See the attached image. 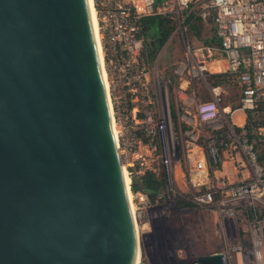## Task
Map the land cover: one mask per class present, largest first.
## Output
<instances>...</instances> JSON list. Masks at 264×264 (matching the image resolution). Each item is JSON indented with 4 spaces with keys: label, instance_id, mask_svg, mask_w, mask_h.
<instances>
[{
    "label": "water",
    "instance_id": "obj_1",
    "mask_svg": "<svg viewBox=\"0 0 264 264\" xmlns=\"http://www.w3.org/2000/svg\"><path fill=\"white\" fill-rule=\"evenodd\" d=\"M103 71L88 0H0V264H138Z\"/></svg>",
    "mask_w": 264,
    "mask_h": 264
},
{
    "label": "built area",
    "instance_id": "obj_2",
    "mask_svg": "<svg viewBox=\"0 0 264 264\" xmlns=\"http://www.w3.org/2000/svg\"><path fill=\"white\" fill-rule=\"evenodd\" d=\"M92 5L120 160L135 189L130 203L137 231L151 232L170 207L179 161L186 187L178 185V194L224 217L240 216L247 233L235 258L264 264V0H92ZM150 16L168 18L174 26L168 39L183 43L184 60L173 69V79L158 67L162 58L146 54L143 19ZM196 22L208 31L201 38L215 39L216 45L193 43L189 29ZM198 87L207 100H198ZM236 87L235 103H226ZM236 110L244 112L242 125L232 121ZM229 166L235 181L224 172ZM146 172L162 180L153 200L134 180L142 184Z\"/></svg>",
    "mask_w": 264,
    "mask_h": 264
},
{
    "label": "rangeland",
    "instance_id": "obj_3",
    "mask_svg": "<svg viewBox=\"0 0 264 264\" xmlns=\"http://www.w3.org/2000/svg\"><path fill=\"white\" fill-rule=\"evenodd\" d=\"M203 29L200 28L201 32L207 34L208 31ZM192 41L194 44H200L195 39ZM149 42L147 47L150 45ZM146 54L148 55V52ZM158 57L162 58L158 67L164 71L167 77L173 79V69L180 61L184 60L182 41L176 38L168 39L161 48L156 50L155 56H149L150 60H156ZM106 78L108 95L111 100L107 74ZM175 83L178 84V80H175ZM201 90V87L197 88L198 92ZM168 91L172 108L175 102L174 91L170 87ZM172 122L175 138L178 140V122L177 120ZM226 170L230 181H235L238 178L232 166L227 167ZM176 175L178 179V168H176ZM179 183L177 180L176 194L169 202L170 207L167 211L159 214L156 210L159 215L152 231L149 233L138 231L139 264H195L197 256L213 252L225 254L224 264H241L235 258V253L238 251V246L242 245L243 237L247 233L242 222L243 219L237 215L234 218L224 217L214 209L199 206L186 197L184 198L178 194V185L180 189H184L182 182Z\"/></svg>",
    "mask_w": 264,
    "mask_h": 264
},
{
    "label": "trees",
    "instance_id": "obj_4",
    "mask_svg": "<svg viewBox=\"0 0 264 264\" xmlns=\"http://www.w3.org/2000/svg\"><path fill=\"white\" fill-rule=\"evenodd\" d=\"M201 27L203 28V24L200 22L191 24L189 29L190 36L195 40H202L204 44L216 45L217 41L215 39L201 38ZM173 28L174 26L171 21L165 17L150 16L143 19V32L146 38V51L150 57L155 56L156 50L165 44V42L170 37ZM148 42L150 43L149 47H147ZM173 113L174 112L172 110V116L174 117ZM260 159H264V156L260 157ZM142 182L143 189L145 192H147L150 199L153 200L156 192L162 186V180L157 179L151 172H146L144 176H142ZM132 190L134 191L135 189L132 187Z\"/></svg>",
    "mask_w": 264,
    "mask_h": 264
},
{
    "label": "crops",
    "instance_id": "obj_5",
    "mask_svg": "<svg viewBox=\"0 0 264 264\" xmlns=\"http://www.w3.org/2000/svg\"><path fill=\"white\" fill-rule=\"evenodd\" d=\"M194 38L192 37V40ZM202 39H211V38H202ZM198 43L200 44H204L202 42V40H197ZM199 44V45H200ZM196 45H198L196 43ZM188 91H190V89H188ZM238 94H239V90L238 88H234V89H231L229 91V95L226 97V103H229V104H234L235 103V100L237 99L238 97ZM205 95V96H203ZM203 96V97H202ZM198 100L199 101H205L207 100V95L205 94V91L204 90H201V92L199 91L198 93ZM191 107L193 106L192 104L190 105ZM231 118H232V121L236 124V125H242L243 122H244V112L243 111H240V110H236L232 113L231 115ZM158 166V164H157ZM182 168H181V165H180V162L178 161V181L181 183L182 182V185H184L183 188L186 187V184H185V180L183 178V175H182V172H181ZM224 172L227 174V170L225 168ZM179 183V184H180Z\"/></svg>",
    "mask_w": 264,
    "mask_h": 264
},
{
    "label": "bare ground",
    "instance_id": "obj_6",
    "mask_svg": "<svg viewBox=\"0 0 264 264\" xmlns=\"http://www.w3.org/2000/svg\"><path fill=\"white\" fill-rule=\"evenodd\" d=\"M88 2H89V6H90V12H91L92 22H93V26H94V32H95L96 40H97V44H98V49H99V53H100V58L102 60L101 45H100V41H99L100 40L99 39L100 33L98 31L96 12H95V9H94V7L92 5V0H88ZM98 34H99V37H98ZM103 76H104L105 84H106V87H107V90H108V82H107L105 70L103 71ZM114 131L116 132L115 124H114ZM125 171L126 170L123 168V174H124V179H125V184H126V190H127V194H128V198H129V203H130L131 194H132L133 190H132V187L129 184V178H128L127 173H125ZM130 206H131V203H130ZM139 258H140V250L138 249V255H137V258H136V263H138V264H139Z\"/></svg>",
    "mask_w": 264,
    "mask_h": 264
}]
</instances>
